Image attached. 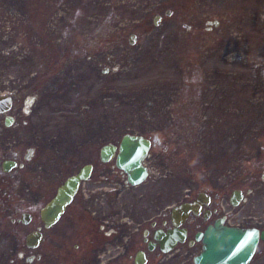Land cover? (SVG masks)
<instances>
[{"label":"rangeland","instance_id":"rangeland-1","mask_svg":"<svg viewBox=\"0 0 264 264\" xmlns=\"http://www.w3.org/2000/svg\"><path fill=\"white\" fill-rule=\"evenodd\" d=\"M38 61L64 62L86 87L73 135L157 132L178 155L184 198L220 179L259 190L264 0H0V94Z\"/></svg>","mask_w":264,"mask_h":264},{"label":"flooded vegetation","instance_id":"flooded-vegetation-1","mask_svg":"<svg viewBox=\"0 0 264 264\" xmlns=\"http://www.w3.org/2000/svg\"><path fill=\"white\" fill-rule=\"evenodd\" d=\"M63 63L38 61L31 80L0 94V264H200L199 234L217 221L259 230L248 264H264V177L258 191L239 188L236 205V189L221 179L184 198L181 177L171 181L180 176L178 155L157 132L121 134L100 124L93 133L84 124L72 134L68 119L90 106L86 87L60 70ZM108 131L112 138L104 139ZM126 134L150 142L127 158ZM105 145L112 146L104 154ZM129 161L137 162V183L123 165ZM83 169L65 205H51ZM194 201L198 211L174 221V207Z\"/></svg>","mask_w":264,"mask_h":264},{"label":"water","instance_id":"water-1","mask_svg":"<svg viewBox=\"0 0 264 264\" xmlns=\"http://www.w3.org/2000/svg\"><path fill=\"white\" fill-rule=\"evenodd\" d=\"M167 14L170 15L169 12ZM159 16H156V22ZM133 42V41H131ZM149 140L140 135L126 134L122 140V148L126 152L124 157H135L136 151L143 145L149 144ZM112 145H105L103 153L111 148ZM124 167L130 172V180L133 183H137L134 180V175L137 177L138 170H133V167L137 166L136 161H129L123 163ZM86 170L83 169L79 174L74 176L69 182L66 188L62 189L56 201L51 205L60 206V203L65 202L70 198L69 183L72 181H78L80 177L86 176ZM136 173V174H135ZM140 174V173H139ZM237 193L240 190H235L233 193L232 202L234 205L238 203L235 200ZM198 201L184 202L174 207L173 219L177 221L179 216L187 215L191 211H198ZM173 232H170V235ZM200 236H204V248L201 254L197 257V261L200 264H248L256 251L259 243V230L254 228H239L233 226H227L217 221L215 225H210L205 232L200 233Z\"/></svg>","mask_w":264,"mask_h":264},{"label":"bare ground","instance_id":"bare-ground-1","mask_svg":"<svg viewBox=\"0 0 264 264\" xmlns=\"http://www.w3.org/2000/svg\"><path fill=\"white\" fill-rule=\"evenodd\" d=\"M2 102H4V101H2ZM1 102V103H2ZM65 204H63V202L62 203H60V207H63ZM46 212H49V214H50V211H46ZM58 212V211H57Z\"/></svg>","mask_w":264,"mask_h":264}]
</instances>
